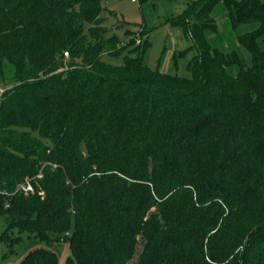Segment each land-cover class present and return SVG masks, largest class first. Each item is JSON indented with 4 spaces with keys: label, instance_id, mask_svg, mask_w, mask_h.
<instances>
[{
    "label": "trees",
    "instance_id": "trees-1",
    "mask_svg": "<svg viewBox=\"0 0 264 264\" xmlns=\"http://www.w3.org/2000/svg\"><path fill=\"white\" fill-rule=\"evenodd\" d=\"M103 1L0 0V244L127 264L141 238L135 264H264V0L185 1L188 77L125 52Z\"/></svg>",
    "mask_w": 264,
    "mask_h": 264
},
{
    "label": "rangeland",
    "instance_id": "rangeland-1",
    "mask_svg": "<svg viewBox=\"0 0 264 264\" xmlns=\"http://www.w3.org/2000/svg\"><path fill=\"white\" fill-rule=\"evenodd\" d=\"M187 0H104L108 6L103 15V25L107 28V35L117 34L122 44L134 40L127 48L139 46L146 48L145 61L152 69L161 72L189 76L187 62L193 54V50L187 51L174 59V55L180 50L189 48L191 40L180 28L171 25ZM136 55L137 52H132ZM103 59L119 64L121 58H110L107 55ZM14 67L5 63V76L0 81V94L11 82ZM5 226V216L0 215V233ZM18 236V237H17ZM19 238V239H17ZM143 242L138 239L133 258L127 264H135L141 252ZM1 252L5 255L0 258V264H16L28 251L37 247L52 249L57 254V264H64L70 254L68 243L65 241L47 243L29 235L26 232H10V240L1 242ZM10 246V247H9Z\"/></svg>",
    "mask_w": 264,
    "mask_h": 264
},
{
    "label": "built area",
    "instance_id": "built-area-1",
    "mask_svg": "<svg viewBox=\"0 0 264 264\" xmlns=\"http://www.w3.org/2000/svg\"><path fill=\"white\" fill-rule=\"evenodd\" d=\"M132 2H136V0H131ZM38 177H40V175H38ZM19 189L24 192L25 194L30 193L33 191V185L31 184V181L29 178L25 179V182L22 183L19 186Z\"/></svg>",
    "mask_w": 264,
    "mask_h": 264
},
{
    "label": "water",
    "instance_id": "water-1",
    "mask_svg": "<svg viewBox=\"0 0 264 264\" xmlns=\"http://www.w3.org/2000/svg\"><path fill=\"white\" fill-rule=\"evenodd\" d=\"M1 254H2V252H1V246H0V258H1Z\"/></svg>",
    "mask_w": 264,
    "mask_h": 264
}]
</instances>
